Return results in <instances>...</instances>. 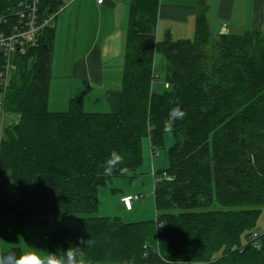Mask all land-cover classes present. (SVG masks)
Listing matches in <instances>:
<instances>
[{"label": "trees", "instance_id": "16d2710c", "mask_svg": "<svg viewBox=\"0 0 264 264\" xmlns=\"http://www.w3.org/2000/svg\"><path fill=\"white\" fill-rule=\"evenodd\" d=\"M22 2L30 1L0 0V33L19 23ZM37 7L43 20L64 5L39 0ZM160 7L161 0H131L116 113L87 112L81 97L70 99L66 112L49 110L55 27L14 56L2 113L19 119L0 134V175H10L17 193L8 212L44 225L52 216H76L72 227L46 235L47 251L91 238L85 252L94 264L133 257L134 264H264V233L257 231L264 208V33L213 37L199 16L193 40H174L168 31L159 41ZM157 54L167 62L164 94L153 90ZM4 64L0 52V69ZM177 103L187 115L169 125ZM168 130L175 143L167 168L154 175L156 220L98 216L99 188L134 175L143 165L144 139L154 157ZM113 150L128 171L104 176Z\"/></svg>", "mask_w": 264, "mask_h": 264}, {"label": "rangeland", "instance_id": "374dc122", "mask_svg": "<svg viewBox=\"0 0 264 264\" xmlns=\"http://www.w3.org/2000/svg\"><path fill=\"white\" fill-rule=\"evenodd\" d=\"M64 10L60 11L58 17L52 22V27H56L66 22L63 26V35L58 39L53 59L52 83L49 96V109L54 112H66L69 109V98L73 96L74 91L88 92L89 85L85 87L84 81L76 80L72 74V67L69 57L63 50L66 46L63 39L67 43L74 44L79 41L80 47L86 46L91 37L97 36L98 31L113 30L117 33H128L129 14L131 0H115L116 8L109 10L95 5L94 0H61ZM167 3L161 0V4ZM75 2V3H74ZM81 2H87L82 14L79 13ZM161 32L166 26L165 21L161 20ZM178 24L174 23V26ZM184 39L193 40L195 37V28L191 25V30L183 34ZM63 37V38H62ZM165 36L160 37V41ZM181 38V37H178ZM174 37V40H178ZM83 52L79 49L78 55ZM166 69L167 62L161 54H157L155 58L156 80L153 83V90L158 94H164L166 90ZM115 85L121 84L123 71L114 66L112 73ZM79 83V84H78ZM94 94L86 97V110L91 113H112V108L105 96L106 90L94 87ZM1 96V94H0ZM2 96L0 97V100ZM7 110V108H6ZM18 116H10L9 113L3 115L0 110V134L3 133L7 126L14 125L18 121ZM175 140L173 133L168 130L164 135L163 145L154 152L149 139L143 141V165L139 170L130 176H119L113 178L105 186L99 188V213L102 217H118L124 222H152L156 220L157 211L155 207L154 189L155 174L157 177L168 166L167 152L174 145ZM124 195H140L141 200L134 203L133 209L128 211L121 204V197ZM17 198L16 189L10 175H0V216L8 217V209L11 208ZM2 214V215H1ZM0 217V218H1ZM76 216H52L49 217V224L25 223L18 225H9L2 228L1 241L2 249L4 243L8 246L20 244L24 246H32L40 248L42 252H46L45 235L48 232L60 228H69L74 224ZM31 219V218H29ZM17 221V220H16ZM15 221V222H16ZM258 233H264V208L257 222ZM244 238L243 243L246 244ZM159 248L162 249L163 244L159 242ZM1 247V246H0ZM171 264H184L170 262Z\"/></svg>", "mask_w": 264, "mask_h": 264}, {"label": "crops", "instance_id": "0c3cea01", "mask_svg": "<svg viewBox=\"0 0 264 264\" xmlns=\"http://www.w3.org/2000/svg\"><path fill=\"white\" fill-rule=\"evenodd\" d=\"M77 1L80 0H76L75 2ZM94 1L97 7H106L108 10L116 8L117 5L115 0H106L104 4H98L97 0ZM166 2L163 4L162 1L160 7V19L157 29V39L159 41L160 37L165 36L168 31L171 32L173 39L174 37H181L178 40H186L183 34L191 30V25L195 28L196 19L199 16L207 19L213 37L223 34L243 35L249 31L264 33V0H166ZM86 3L81 2L79 6L80 15ZM161 20H164L166 24L163 32H161ZM174 23L178 24V26L172 27L171 25L174 26ZM65 24L66 22L55 27L54 54L57 41L63 35L62 30ZM63 44L66 46L63 52L67 54L70 61L72 60L71 64L73 63L71 67L74 78L84 81L85 87L90 86L87 94L79 90L74 91L73 96L67 101L70 102V99L74 97H81L86 110V97L94 94V87H99L102 90H106L105 96L112 108V113L118 112L120 108L122 80L121 84L115 85L112 73L114 66H118L122 71L124 69L127 32L119 34L113 30H105V33L102 34L101 30L100 32L98 31L95 38L91 37L86 46L82 45L80 47L78 40L74 44H71L63 39ZM79 49L83 52L81 55H78ZM30 220L32 219L26 218L16 221V218L11 213H9L8 217L0 218V253H6L15 248H20L23 252L29 250L30 246H27V244L24 246L20 244L8 246V243L3 244L4 247L7 246L8 248L2 249L1 231L5 226L11 224L18 225L19 223L23 225L29 223L28 221Z\"/></svg>", "mask_w": 264, "mask_h": 264}, {"label": "built area", "instance_id": "2783aa9c", "mask_svg": "<svg viewBox=\"0 0 264 264\" xmlns=\"http://www.w3.org/2000/svg\"><path fill=\"white\" fill-rule=\"evenodd\" d=\"M38 1L34 0L33 3L22 2L19 4L17 9V15L20 18L19 23L8 33H0V52L5 57V64L0 69V94L2 96L0 110L4 108V99L17 67L13 62L14 56L16 54L25 55L29 48L36 46L43 29L52 27V22L58 17L59 12L64 10L62 7L55 13L51 12L47 18L42 20L38 15ZM105 1L97 0L98 4H104ZM163 177L167 178V175L164 174ZM141 198L140 195H124L120 201L128 211H131L134 203L140 201ZM258 237L259 234L255 233L252 238L255 241L253 245L256 248L260 247L257 241Z\"/></svg>", "mask_w": 264, "mask_h": 264}, {"label": "clouds", "instance_id": "9594fccd", "mask_svg": "<svg viewBox=\"0 0 264 264\" xmlns=\"http://www.w3.org/2000/svg\"><path fill=\"white\" fill-rule=\"evenodd\" d=\"M187 113L177 103L172 107L168 113L167 124L171 125L175 121L183 120ZM124 163V157L117 151L113 150L109 157L103 162V175L112 176L114 172L120 171L121 173L127 172V168H120L119 166ZM163 227V224L160 226ZM95 242L90 239H79L77 245L69 246L61 253L57 251L42 252L41 249L30 246L28 251L23 252L17 256L14 252L0 253V264H94V262L86 255L85 250L91 248ZM83 246V247H82ZM149 252H145L148 256ZM134 257L132 260L127 261L126 264H134Z\"/></svg>", "mask_w": 264, "mask_h": 264}, {"label": "bare ground", "instance_id": "6f19581e", "mask_svg": "<svg viewBox=\"0 0 264 264\" xmlns=\"http://www.w3.org/2000/svg\"><path fill=\"white\" fill-rule=\"evenodd\" d=\"M28 1L31 2V0H28ZM30 2H28V3H30ZM31 3H32V2H31ZM14 10H15V12H16V9H14ZM15 12H14V13H15ZM1 21H2V20H1ZM1 21H0V22H1ZM2 23H3V21H2ZM15 71H16V70H15ZM0 97H1V96H0ZM4 103H5V100H4ZM3 109H4V108H3Z\"/></svg>", "mask_w": 264, "mask_h": 264}]
</instances>
